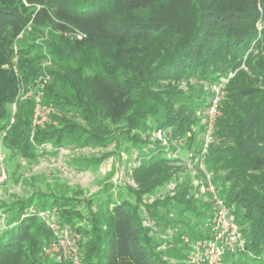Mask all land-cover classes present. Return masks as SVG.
Instances as JSON below:
<instances>
[{"label":"trees","instance_id":"16d2710c","mask_svg":"<svg viewBox=\"0 0 264 264\" xmlns=\"http://www.w3.org/2000/svg\"><path fill=\"white\" fill-rule=\"evenodd\" d=\"M224 80L201 157L211 88ZM39 81L49 113L36 125L34 101L18 94ZM112 144L76 170L124 155L127 184L0 207V264H73L46 254L50 219L80 237L77 264H193L215 214L179 179L199 157L245 239L221 264H264V0H0L6 165Z\"/></svg>","mask_w":264,"mask_h":264},{"label":"rangeland","instance_id":"374dc122","mask_svg":"<svg viewBox=\"0 0 264 264\" xmlns=\"http://www.w3.org/2000/svg\"><path fill=\"white\" fill-rule=\"evenodd\" d=\"M1 152L4 155L6 180L0 185V207L20 199H27L35 192H57L68 188L82 191L83 196L89 197L98 192L102 186L111 184L115 188L127 184L129 176L125 173L133 163L124 155L123 158L113 155L89 170L80 172L76 170V160L102 159L107 153L114 152L113 144L106 149L66 146L56 156L47 155L31 163L16 159L11 166L6 165L9 156L3 150ZM200 173L198 167V170H193L191 173H182L179 179L190 183L195 192V199L201 204H208L214 208L213 197L206 191ZM200 182L202 184L199 186ZM2 224L3 221L0 220V230Z\"/></svg>","mask_w":264,"mask_h":264},{"label":"built area","instance_id":"2783aa9c","mask_svg":"<svg viewBox=\"0 0 264 264\" xmlns=\"http://www.w3.org/2000/svg\"><path fill=\"white\" fill-rule=\"evenodd\" d=\"M81 38L80 35L77 36V39L81 40ZM230 77H232V75H229V78ZM226 82L227 81L224 80L221 85L213 86L211 88L213 97L211 98L209 106L205 110V131L203 135L201 157L206 153L208 146L213 141L212 134L214 131V122L218 116V104L222 99V88ZM40 88L41 83L39 81L34 89L29 88L27 91L21 89L18 94L19 100L33 99L35 104L34 118L36 125L44 123L47 120V115L49 113V109L41 105ZM156 138L161 140L163 136L158 133L156 134ZM189 159H193L191 155L189 156ZM3 160L4 155L2 154L0 147V185L6 180ZM200 161V157L193 159V164H189V168L192 169L193 165L198 164L199 170L204 174L203 183H205L206 191L213 197L215 214L211 227V237L196 243L194 246V252L188 259L189 262L193 264H221L226 254H237L244 251L245 239L243 238L240 228L230 215V210L219 197V192L212 182L211 175L205 173ZM201 184L202 182L198 185L200 186ZM0 216V220L4 222V216H2L1 213ZM39 218L45 220L46 214L40 213ZM46 223L53 234V240L50 243L46 254L48 256L59 255L64 260H70L73 264H77V243L80 241V237L75 234L70 227L60 226L54 219L47 220Z\"/></svg>","mask_w":264,"mask_h":264}]
</instances>
